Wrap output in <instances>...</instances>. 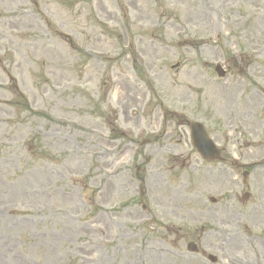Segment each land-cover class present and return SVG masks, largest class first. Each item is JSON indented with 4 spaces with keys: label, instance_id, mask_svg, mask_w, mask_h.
<instances>
[{
    "label": "rangeland",
    "instance_id": "1",
    "mask_svg": "<svg viewBox=\"0 0 264 264\" xmlns=\"http://www.w3.org/2000/svg\"><path fill=\"white\" fill-rule=\"evenodd\" d=\"M226 4L0 0V264H264V0Z\"/></svg>",
    "mask_w": 264,
    "mask_h": 264
},
{
    "label": "water",
    "instance_id": "2",
    "mask_svg": "<svg viewBox=\"0 0 264 264\" xmlns=\"http://www.w3.org/2000/svg\"><path fill=\"white\" fill-rule=\"evenodd\" d=\"M217 71L220 76H223L224 73L221 71V68L218 67ZM192 131V138L194 146L202 154V156L207 160H220V152L215 147V144L209 139L203 125L199 123L190 124ZM246 176V175H245ZM189 250L192 252H197V247L194 244L189 245ZM212 262H215L216 259L210 257Z\"/></svg>",
    "mask_w": 264,
    "mask_h": 264
},
{
    "label": "bare ground",
    "instance_id": "3",
    "mask_svg": "<svg viewBox=\"0 0 264 264\" xmlns=\"http://www.w3.org/2000/svg\"><path fill=\"white\" fill-rule=\"evenodd\" d=\"M226 2H227V4L229 5H231V4H233V3H236V1L237 0H225ZM222 3V2H221ZM226 4V5H227ZM263 12H261L260 13V15H261V19H260V21L262 22V24L264 25V10H262ZM198 12H200V13H205L206 14V16L208 17V21L210 22V23H214L213 22V18H212V14H213V12L210 10V9H208V8H202V6L200 7V8H198ZM192 14L195 16V17H199L198 16V14L196 13V12H192ZM197 19V18H196ZM236 21V20H235ZM260 21H259V18L257 19V22H258V24H260ZM155 252H160L161 250L160 249H158V248H155V249H153ZM98 252H100V251H98ZM99 254V253H98ZM96 256L97 255H88V254H82V255H80V259L82 260V263H89V262H91V259L94 261L95 259H96Z\"/></svg>",
    "mask_w": 264,
    "mask_h": 264
}]
</instances>
